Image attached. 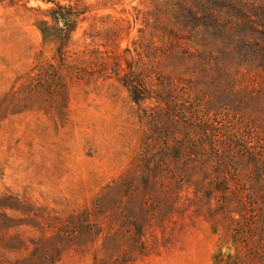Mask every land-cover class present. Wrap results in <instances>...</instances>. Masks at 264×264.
Masks as SVG:
<instances>
[{
  "label": "rangeland",
  "instance_id": "obj_1",
  "mask_svg": "<svg viewBox=\"0 0 264 264\" xmlns=\"http://www.w3.org/2000/svg\"><path fill=\"white\" fill-rule=\"evenodd\" d=\"M211 1L0 0V264L261 261L264 94L201 65ZM160 72L230 109L229 151L149 122Z\"/></svg>",
  "mask_w": 264,
  "mask_h": 264
},
{
  "label": "trees",
  "instance_id": "obj_2",
  "mask_svg": "<svg viewBox=\"0 0 264 264\" xmlns=\"http://www.w3.org/2000/svg\"><path fill=\"white\" fill-rule=\"evenodd\" d=\"M210 4L212 51L209 57L201 55V65L211 60L210 71L217 82L225 81L231 87L238 85L242 91H249L251 94H264V0H212ZM154 59L157 57L154 56ZM162 63L163 59L155 60L151 66L153 72L158 71ZM158 77L156 84L132 86L135 103L147 97L153 99V106L142 111L149 122L154 126L166 114L170 117L168 126L165 127L166 134L179 133L175 125L177 118L173 120L175 115L171 112L172 107L179 104L183 108L187 125L197 136L193 139L194 146L197 144L199 149L205 141L211 140L212 145L217 143V150L229 151L230 148H224L229 147L230 143L225 146L221 142L225 141L226 134H231L235 127L230 109L220 105L221 100H217L216 96H208L203 89H200L202 91L199 94H194L190 80L185 81L189 83L187 88L184 87L188 95L186 99H182V96L175 95L172 84L167 79L168 75L160 72ZM164 106L167 107L165 113L162 111ZM237 131L244 134L240 127ZM183 134L188 136L189 131ZM261 231L260 236L263 237L264 223ZM258 264H264V250Z\"/></svg>",
  "mask_w": 264,
  "mask_h": 264
},
{
  "label": "water",
  "instance_id": "obj_3",
  "mask_svg": "<svg viewBox=\"0 0 264 264\" xmlns=\"http://www.w3.org/2000/svg\"><path fill=\"white\" fill-rule=\"evenodd\" d=\"M228 250V249H227Z\"/></svg>",
  "mask_w": 264,
  "mask_h": 264
}]
</instances>
